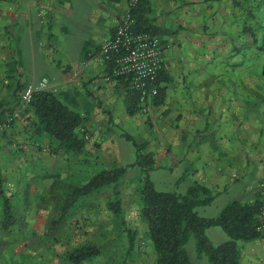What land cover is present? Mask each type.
Masks as SVG:
<instances>
[{"label":"crops","instance_id":"1","mask_svg":"<svg viewBox=\"0 0 264 264\" xmlns=\"http://www.w3.org/2000/svg\"><path fill=\"white\" fill-rule=\"evenodd\" d=\"M128 8L129 0H0V122L15 114L13 123L0 132V219L2 199L11 202L13 214L27 213L34 196L54 188L56 174L62 186L73 184L72 190L47 214L55 210L67 217L71 212L79 215L82 202L101 189L69 206L76 187L103 170L137 161L136 145L135 150H124L125 139L137 142L141 153L152 154L151 171H181V180L190 186H205L213 197L205 206L222 209L233 200L252 203L259 197L264 86L262 76L254 79L255 72L244 63L247 50L252 58L263 52L264 37L251 33L248 22L256 24L253 11H264V0H141L136 17L142 28L150 27L160 37L163 49L160 90L150 100L148 113H130L134 103L128 81L106 80L109 68L100 54ZM44 77L49 81L45 90L84 117L86 142L80 151H67L48 133L36 131L34 110L21 96L29 83ZM72 171L77 175L71 180ZM122 178L106 185L113 190L103 201L123 225L124 236H135L136 230L138 237H146L140 209L130 213L123 207ZM133 187L136 191L138 184L133 182ZM51 198L56 204L58 198ZM117 199L123 218L111 208ZM82 213L84 218L88 214ZM91 216L97 220L98 209ZM89 228L80 230L103 234L100 226ZM113 229L105 233L119 234ZM147 247L152 252L151 245ZM241 247L242 264H264V236Z\"/></svg>","mask_w":264,"mask_h":264},{"label":"trees","instance_id":"2","mask_svg":"<svg viewBox=\"0 0 264 264\" xmlns=\"http://www.w3.org/2000/svg\"><path fill=\"white\" fill-rule=\"evenodd\" d=\"M136 9L133 10L136 28L151 31L150 27H141L139 18L136 17ZM132 92L134 104L129 109L130 113L141 110L137 93L133 90ZM29 105L37 119L38 133H48L68 151L77 152L84 147L85 132L81 131L84 117L68 107L53 91H36ZM133 143L138 151V159L134 164L97 173L87 183L74 189L68 200L69 206L82 196H89L106 185L117 184L130 167L140 165L143 171L139 188L142 199L141 217L147 222L148 237L156 253L154 264H194L186 249L192 234L196 238L198 254L201 256L205 253L210 264H242L238 242L264 236L263 231L258 229L259 197L252 203L233 200L218 216H202L197 208L210 204L213 198L208 194V189L196 182L185 194L157 190L150 177V171L155 167L152 154L141 153L138 143L134 140ZM5 201L4 213L7 218L3 226L9 228L16 220L12 215L9 200ZM111 208L119 218H123L120 199L112 201ZM212 226L222 227L229 240L214 245L206 234V230ZM134 246L135 236L130 233L129 251L133 250ZM100 253V246L84 244L73 249L67 256L73 263L79 264Z\"/></svg>","mask_w":264,"mask_h":264},{"label":"rangeland","instance_id":"3","mask_svg":"<svg viewBox=\"0 0 264 264\" xmlns=\"http://www.w3.org/2000/svg\"><path fill=\"white\" fill-rule=\"evenodd\" d=\"M257 10V7H255ZM257 16L256 24H250L248 22V30L251 33L258 35L262 40L264 37V11H253ZM251 20V19H250ZM263 52L258 54L255 58H252L247 50V59L244 63V67L250 68L255 72L254 79H260L262 76V84L264 86V40H263ZM251 49V47H248ZM86 135V134H85ZM125 148L135 150V146L132 141H124ZM49 150V149H48ZM66 150V149H65ZM68 151V150H67ZM128 155H131V150H128ZM135 155H133V158ZM130 158V157H129ZM99 169L95 170L97 172ZM73 172V171H72ZM72 180L75 175L69 172ZM86 174V173H85ZM88 174V173H87ZM182 172L174 173L169 170L156 169L150 172V177L155 184V187L159 191L178 192L185 194L191 183L182 181ZM83 173L77 178H82ZM92 172L90 176H92ZM143 177L142 168L136 166L130 168V170L123 176V182L119 183V188L123 193L125 202L123 207L130 213L135 209L141 212L142 199L139 194V187L141 186V179ZM85 178V177H84ZM75 179V178H74ZM134 184H138L136 191L133 187ZM73 184L63 185L57 174L55 175L54 188L48 193L45 191L40 192L39 196L32 198L33 204L26 205V212L18 211L17 215L12 214L17 219L16 223L7 229L1 227L4 225L6 214L3 213L0 219V264H75L65 256L66 253L72 249H75L84 244H97L101 243V253L99 256L89 258L79 264H154L156 260V253L152 243L148 236L138 237V232L135 233V246L133 250L129 251V237L124 236L122 233L123 225L117 219L112 218V210L109 205L103 201V198L107 195H111L113 190L112 186H105L101 188L99 192L91 196V199L85 200L81 205V213L74 215L72 212L67 217L66 214H57V211H52L47 214L46 210L50 208L59 207L62 205V199L64 193L72 190ZM49 195V196H48ZM57 197L56 204L53 203L52 198ZM138 196V202L134 203L132 199ZM131 199V200H130ZM5 206V198L2 199ZM38 203V204H36ZM9 204L11 202L9 201ZM23 206H25L23 204ZM138 208V209H137ZM94 209H98L100 217L92 221L91 215ZM223 209V208H222ZM221 207H217L216 204L211 206H201L197 208V211L202 216H218L222 211ZM82 210L88 212L84 218ZM141 217V215H140ZM61 219V221H59ZM58 220V221H56ZM89 226L92 229L93 226H100L103 230V234H92L81 231L80 228ZM111 227L112 230L118 231L119 234L113 235L105 233L107 229ZM113 227V228H112ZM111 233V232H110ZM207 235L214 245H218L224 242L228 234L220 226H213L207 231ZM245 241H239L240 250ZM152 249L148 250L149 245ZM112 245V246H110ZM186 249L189 253L190 259L194 264H210L208 256L203 253L201 256L196 250V238L192 234L186 244ZM147 262V263H145Z\"/></svg>","mask_w":264,"mask_h":264},{"label":"built area","instance_id":"4","mask_svg":"<svg viewBox=\"0 0 264 264\" xmlns=\"http://www.w3.org/2000/svg\"><path fill=\"white\" fill-rule=\"evenodd\" d=\"M141 0H129V8L116 31L101 45L100 54L106 62L109 73L106 80L123 78L128 81L131 90L137 93L141 111L149 112L150 100L159 94L158 77L163 69V49L160 37L150 30H138L133 10ZM47 78L37 84L29 83L22 92V101L30 104L36 91L48 87ZM10 114L0 122V132L14 121ZM258 229L264 231V179L259 182Z\"/></svg>","mask_w":264,"mask_h":264}]
</instances>
